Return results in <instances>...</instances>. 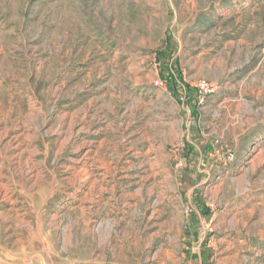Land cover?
I'll list each match as a JSON object with an SVG mask.
<instances>
[{"label": "rangeland", "instance_id": "1", "mask_svg": "<svg viewBox=\"0 0 264 264\" xmlns=\"http://www.w3.org/2000/svg\"><path fill=\"white\" fill-rule=\"evenodd\" d=\"M0 264H264V0H0Z\"/></svg>", "mask_w": 264, "mask_h": 264}, {"label": "built area", "instance_id": "2", "mask_svg": "<svg viewBox=\"0 0 264 264\" xmlns=\"http://www.w3.org/2000/svg\"><path fill=\"white\" fill-rule=\"evenodd\" d=\"M198 86L200 87V88H202V89H207V83L205 82V81H203V80H201V81H199L198 82ZM233 156H234V153L233 152H229L228 154H227V158L228 159H231V158H233Z\"/></svg>", "mask_w": 264, "mask_h": 264}]
</instances>
